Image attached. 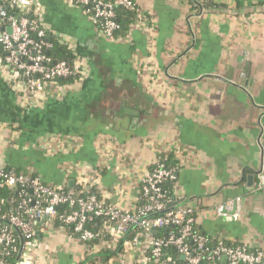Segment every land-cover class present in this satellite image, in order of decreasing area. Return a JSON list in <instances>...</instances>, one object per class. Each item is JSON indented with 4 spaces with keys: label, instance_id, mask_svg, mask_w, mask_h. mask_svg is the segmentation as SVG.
Masks as SVG:
<instances>
[{
    "label": "crops",
    "instance_id": "0c3cea01",
    "mask_svg": "<svg viewBox=\"0 0 264 264\" xmlns=\"http://www.w3.org/2000/svg\"><path fill=\"white\" fill-rule=\"evenodd\" d=\"M136 1L150 21L111 40L69 0H38L85 76L28 107L0 74V166L68 189L99 173L107 202L131 207L141 177L169 155L174 200L197 209L201 230L264 253V0ZM229 201L233 221L214 213ZM37 243L26 264H103L105 244L88 251L48 221Z\"/></svg>",
    "mask_w": 264,
    "mask_h": 264
},
{
    "label": "built area",
    "instance_id": "2783aa9c",
    "mask_svg": "<svg viewBox=\"0 0 264 264\" xmlns=\"http://www.w3.org/2000/svg\"><path fill=\"white\" fill-rule=\"evenodd\" d=\"M69 2L83 9L86 17L97 23L102 34L111 40L120 29L117 9H139L136 0ZM41 15L38 0H0V74L23 95L28 107L39 104L46 91H64L77 84L86 71L84 61L71 46L68 48L74 54L73 63L54 61L50 56L54 49L53 35L45 27ZM69 78H74V82L60 81ZM98 174L94 180H89L85 174L80 175L75 185L80 189V195H77L74 188L66 190L48 185L39 176L17 174L0 166L2 186L21 190L23 198L19 213L28 217L25 220L19 213L4 217L9 226L0 227V245H3L0 264H8L6 255L18 252V236L28 242L22 244L16 264H26L37 248V228L43 221L53 225L60 221L62 224L58 227L68 229L88 251L99 253L100 245L105 244L107 249L118 254L117 264H182L177 258H183L184 264H202L205 254H208L205 264H264V253L251 250L246 244L229 245L216 238V245L211 250L209 238L193 234L197 209L193 206L176 208L173 205L175 200L165 201L162 184L175 180L177 173L160 159L141 177L138 195L131 207L113 206L104 196L94 194L92 188L98 187L101 177ZM234 204L235 201H229L216 206L215 215L228 221L238 219L240 214L233 212ZM61 206H67L69 212L62 213ZM96 219H103V231L109 237L108 241L95 243L99 234L90 230L89 224ZM169 227H177L178 231L158 236L160 229ZM191 243L195 246H190ZM173 251L177 257H173Z\"/></svg>",
    "mask_w": 264,
    "mask_h": 264
},
{
    "label": "trees",
    "instance_id": "16d2710c",
    "mask_svg": "<svg viewBox=\"0 0 264 264\" xmlns=\"http://www.w3.org/2000/svg\"><path fill=\"white\" fill-rule=\"evenodd\" d=\"M203 7L204 9H208V10H214L216 8H219L220 6L218 5H212L210 3H204V4H197L195 5V7ZM117 14H118V18L117 21L120 25V29L117 30L114 35H113V40H120V39H127L130 36L132 27L139 22V20L141 19H147L150 20V16H144L141 13V8L137 7V9L135 10H126L125 8H118L117 9ZM51 40L54 43V49L50 52V56L54 59V61H67L70 64L73 63L74 61V54L71 52V50L68 48L67 45L60 43V41L51 36ZM74 78H69L66 80H60L61 83H72L74 82ZM160 160L162 161L163 164H165V166L169 169H173L176 171V173H179V168L177 166V163L172 161L171 156H167V155H163L162 157H160ZM9 170L6 168V171ZM17 174H20L19 172H16ZM177 177L175 180L172 181H166L162 184V190L163 193L165 194V201L166 202H171L172 200L175 199V191H174V183L176 182ZM2 182L3 180L0 179V227L2 226H9V222L7 220L4 219V217H9L11 214H17L19 213V203L23 198V193L21 192V190L16 189V190H9L6 186H2ZM93 192L94 194L98 195L99 197L102 196L101 191L99 190V188L97 186H93ZM66 190H69L68 188H66ZM74 190H77L76 194L80 195V189H77V186L74 187ZM29 194V192H28ZM139 203H142L141 201H139ZM59 210L62 213L65 212H69V208L67 206H61L59 208ZM22 214L20 215L23 219L27 220L28 217L23 215V213H19ZM195 218H197V222L194 224L193 227V234L195 235H202V236H206L207 238H209V240H211L210 243V248L212 250V248L214 247V245H216V239L213 238L212 236L204 233L200 226H199V218L198 215L196 214ZM62 223L60 221H57L55 226H59ZM89 228L90 230L94 231L95 233L99 234V238L96 239L95 243H99L101 240L102 241H108L109 237L105 234V232L103 231V219H96L93 223L89 224ZM39 227L37 228L38 231ZM169 231H174L177 232L178 228L177 227H169V228H164V229H160L158 231V236H164L166 235ZM16 233V232H15ZM17 234V233H16ZM37 239V236H36ZM28 242L27 239L22 238L21 236L17 237V247H18V252H11L9 255H6L5 257V261L8 264H16V262L19 259V255H20V248L22 246V244ZM227 244L229 245H234V244H238V243H230L227 242ZM192 247H194L195 245L191 243ZM3 245H0V250H2ZM171 254L173 255V257H177L176 253L173 251V253L171 252ZM115 257V253L109 249H105L103 250V252H101V256H100V260L102 261L103 264H109V262ZM179 260V262H181L182 264H184V261L182 258H177ZM206 261H208V254H205L203 256L202 259V264H205ZM95 262V259L93 258H87L85 264H93Z\"/></svg>",
    "mask_w": 264,
    "mask_h": 264
},
{
    "label": "water",
    "instance_id": "95a60500",
    "mask_svg": "<svg viewBox=\"0 0 264 264\" xmlns=\"http://www.w3.org/2000/svg\"><path fill=\"white\" fill-rule=\"evenodd\" d=\"M73 185V182H71L70 186ZM174 207H180V206H184L183 204L182 205H179L176 201L173 203ZM153 234H156V232L154 231ZM19 258H20V255H19ZM183 259V258H182ZM19 260V259H18ZM224 261H226V258L224 259Z\"/></svg>",
    "mask_w": 264,
    "mask_h": 264
}]
</instances>
